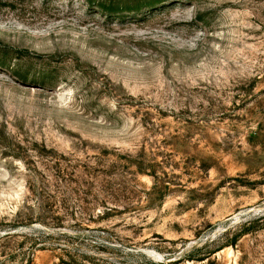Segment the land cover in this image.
<instances>
[{"label": "rangeland", "instance_id": "1", "mask_svg": "<svg viewBox=\"0 0 264 264\" xmlns=\"http://www.w3.org/2000/svg\"><path fill=\"white\" fill-rule=\"evenodd\" d=\"M102 1L0 0V264H264V0Z\"/></svg>", "mask_w": 264, "mask_h": 264}, {"label": "trees", "instance_id": "2", "mask_svg": "<svg viewBox=\"0 0 264 264\" xmlns=\"http://www.w3.org/2000/svg\"><path fill=\"white\" fill-rule=\"evenodd\" d=\"M164 0H134V4L133 5H129L127 3H123L122 5H120L121 3H118L115 0H104L102 2L99 3V6L110 10L112 8H114L115 6L118 7V9H123V10H129V9H134V8H141V7H151L155 4H158L160 2H162ZM115 7V8H117ZM1 53V52H0ZM2 54V53H1ZM3 56H5V53H3ZM20 57V56H18ZM1 64V63H0Z\"/></svg>", "mask_w": 264, "mask_h": 264}]
</instances>
